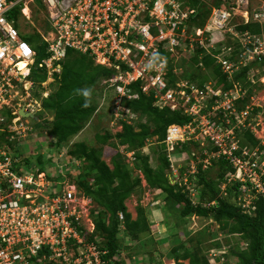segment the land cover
<instances>
[{"label":"built area","instance_id":"1","mask_svg":"<svg viewBox=\"0 0 264 264\" xmlns=\"http://www.w3.org/2000/svg\"><path fill=\"white\" fill-rule=\"evenodd\" d=\"M38 1L39 5L36 0H0V264H104V252L85 239L86 234L93 233L94 224L86 210L90 219L86 221L89 229L86 227L76 201L89 207L90 200L68 177L66 167L70 165H62L65 152L56 157L60 172L49 177L51 167L29 163V155L22 150L29 139L40 137L37 115L50 95L45 85L60 74L68 50L89 56L113 72L111 78L102 81L107 86L111 83V125L121 128L122 122L135 123L137 118L123 102L138 98L131 89L137 83L143 95L152 96L154 107L188 117L187 123L167 127L162 143L168 160L171 162L177 148L188 145L203 169L216 160L227 161L234 169L226 176L227 183L240 185L242 198L236 201L244 213L252 215V201L257 196L264 198V144L258 140L255 146L241 147L239 138L245 129L255 131L251 129L255 107L237 106L246 90L234 81L228 90L212 79L200 86L177 78L182 72L177 64L179 49L187 43L194 46L192 49L204 50L200 56L210 55L212 33L237 37L240 25L264 24V0L207 4L209 14L201 28L190 22L195 18V10L189 5L192 0ZM16 8L19 14L14 18L11 13ZM34 18H38L37 26ZM15 23L33 30L22 32ZM31 37L44 46L48 58L36 62L37 52L25 39ZM243 37L253 46L247 60L264 54L258 36L244 33ZM216 61L230 81L245 65L224 57ZM170 63L176 76L172 84L168 78ZM41 70L47 78L37 83L31 74ZM45 156L57 163L48 153ZM127 157L134 161L133 152ZM180 167L173 170L177 184L196 198V183L188 179V173L194 174L195 163L189 165L183 180L177 172ZM224 254L225 249L210 251L209 264H225Z\"/></svg>","mask_w":264,"mask_h":264},{"label":"trees","instance_id":"2","mask_svg":"<svg viewBox=\"0 0 264 264\" xmlns=\"http://www.w3.org/2000/svg\"><path fill=\"white\" fill-rule=\"evenodd\" d=\"M223 1L217 0L215 5L220 6ZM36 3L39 5L38 0ZM190 4L196 10V17L192 22H195L196 27H202L208 16L207 5L203 0H193ZM18 14V8L11 13L14 18H17ZM15 27L20 29L17 23H15ZM263 29L264 25L259 24L238 27L239 31L252 35H262ZM25 39L37 52V63L49 57L45 54L44 46L38 45L32 37ZM248 47L253 49L251 45ZM201 52L203 50H196L194 56L187 60L181 59L178 62V67L182 68L180 79L195 81L200 86L212 79L216 80V84L224 90L230 89L234 81L246 90L248 96L253 94L252 90L255 89V86L246 81V74L251 68L259 71L264 63V55L247 67H240V70L232 75L230 81L221 72L220 66L215 63L216 59L205 54L199 56ZM233 53L237 56L235 51ZM229 59L226 58V60ZM236 59L235 63L239 62V59ZM94 63L89 56L81 55L73 50L66 52L61 74L54 75L57 79V86L42 103L44 112L52 114V121L44 120L38 127L40 136L47 137L49 135L50 138L44 148H51L50 152L55 149L59 154L65 152V159L73 158L85 164L82 172L77 170L78 167H74L75 171L79 172L76 183L82 190L84 198H90L97 207L91 212L94 231L92 234H86L85 239L87 242L94 243L99 251L104 252L101 257L104 264H123L118 259L119 252L125 245L122 241L123 238L120 237L121 233L128 236L130 241L138 242L142 235L150 232V223L145 211L137 207L136 218L132 219L126 208L125 201L135 195L141 187V179L137 175L134 176L133 171L142 176L148 189L160 191L161 201L169 207L171 216L176 220L183 221L192 217L210 219L218 225L220 232L239 237L241 243L245 244L244 249H240L238 247L240 245L231 248L232 245L223 244L220 240L209 239L208 241V233L204 237L197 236L195 240L189 238L190 240L187 242L172 247L169 253H173L175 260L180 261L179 264H183L184 261H187L188 264H209L206 253L208 255L212 250L221 251V249L227 250V248H231L230 255L235 258V264H264V198L257 196L252 201L255 209L250 215L244 213L236 202L235 198L239 193L238 184H229L227 195L223 196L219 190V184L224 176H227L229 172H234V169L232 166L228 167L222 159L214 163L208 171L202 170L200 166L196 169L195 175L198 178V184H196L195 190L199 203L194 204L188 191L183 192V187H179L176 182L172 184L173 179L169 175L170 164L166 157L165 145L162 142L166 137L168 126L182 125L187 123L189 118L183 116L179 111L172 112L167 108L160 110L154 107L152 96L143 95L137 89L138 83L131 85L132 91L138 93V98L124 101L123 105L132 113H137L140 119L144 118L145 123L141 124L140 121L134 123L139 128V130H135L134 126L122 122L121 132L112 134V136L107 131L104 136H95V141L99 145L107 143L113 137L118 143L119 150L125 147L128 151L135 150L131 168L124 162L119 150L111 158L110 168L99 158L96 149H91L82 142L70 143L71 139L88 125L97 109V104L93 100L91 102L89 95L85 96L84 92L96 82L113 76L110 69ZM167 66L169 83L172 84L176 81V76L172 73L174 65L170 63ZM258 75H264V71ZM46 78L47 73L44 70L33 71L31 74V79L37 83L44 82ZM248 101V97H245L237 106L244 107ZM148 138H156L157 149L153 150L159 164L156 168H152L149 164V157L140 152V149L147 145ZM258 143L259 141L255 140L251 132L245 129L240 146H255ZM112 145L114 146V144ZM176 151L190 153L191 148L187 145L182 149L177 148ZM67 161L70 163L71 160ZM214 168L216 173L214 172L213 176H210V171ZM75 171L72 170L71 173L69 170L68 177L74 179ZM183 171L185 170L183 169ZM232 192L233 196H231ZM231 197H234V202L231 201ZM119 215H121V219ZM170 233L172 243H177L178 234L172 231ZM206 242L207 245L204 247Z\"/></svg>","mask_w":264,"mask_h":264},{"label":"rangeland","instance_id":"3","mask_svg":"<svg viewBox=\"0 0 264 264\" xmlns=\"http://www.w3.org/2000/svg\"><path fill=\"white\" fill-rule=\"evenodd\" d=\"M203 1H205L211 6H214L217 0H203ZM37 22H38V18H34V24L36 26L38 25ZM25 24L26 22L22 21V26H25ZM27 26H28L27 28H20L22 32H25V30L26 32L33 30V28H29V25ZM260 39L264 44V29H263V37ZM27 43L29 42L27 41ZM29 45L32 46L30 43ZM193 47L194 46L191 47L188 43L183 45L179 49V58L180 59L185 58L187 60L188 58H191L192 56H194L196 54L197 49H192ZM61 70H62V64L60 67V74H61ZM261 71H264V63L262 64L259 71L253 70L252 72L248 74L249 81L255 84V89L253 88L252 90L253 100H249L248 103L253 104V107H255L253 111V115H252V121H251V125H252L251 129L255 131L254 132H252L251 130L250 131L254 135V138L256 141L259 140L260 142L264 144V75H261V76L258 75ZM60 74H57V76H59ZM179 76L180 74L177 75V78H179ZM254 76H255V80L254 79L252 80V77ZM256 77L258 79H256ZM50 79L51 80L47 83V85H45V88L48 89L49 94L53 90H55L57 86V79L55 78V76H53ZM103 80L105 79H102L96 82L93 86L87 89L89 93L90 101L92 102L93 100V102L97 104V109H96L94 117H92L88 125L82 130V132L79 134L77 138L73 137L70 143L75 144V143L82 142L86 144V146H88L89 148L96 149V151H98L97 154L99 158L102 161H104L106 164L110 165L111 158H113L115 154L117 153V151L119 150L117 141L114 140L112 137L111 139L108 140L107 143L103 145H99L95 141V136L97 135L104 136V134L107 131H109L112 134L119 133L121 131V128H120V125L116 126L113 124L111 125L110 123V113L112 111L111 109L112 108V103H111L112 94L110 91L111 88L109 87L111 83L109 84V86H107L106 84L104 85L102 83ZM121 109H124V108L122 107ZM134 115L137 118L136 120L137 122L140 121L141 124L145 123L144 118L140 119L137 113H134ZM52 117L53 116L51 113L44 112L42 108V111H40V113L37 115L38 121L36 122L38 123L36 124L37 126L35 125L36 129L39 131L38 125L39 124L41 125L44 120L52 121ZM136 121L134 122L136 123ZM130 125L134 126L135 130H139V128L136 127V124H134L133 122H131ZM241 136L242 135H240V138H239L240 140L242 138ZM0 139H3V138H0ZM49 141H50L49 135L47 137L46 136L44 137L43 135H41L37 139H29L27 142L25 141L26 143H25V146L22 147V150L25 154L29 155L28 156L29 163L38 165L41 168H47L48 166H50L51 169L47 173L49 177H52L54 174H57V172H60L58 168V165L60 163L56 159V157H58L57 154H59L57 150L53 149V151L50 152L51 148L49 149L44 148V145H46L45 143H48ZM147 143L148 145L141 148L140 152L142 155L148 156L149 164L151 165L152 168H156L157 166H159L157 159H156L157 156L153 154V150L157 149L156 138H148ZM112 144H114V146ZM53 148L55 147L53 146ZM120 150L124 152V154H121L122 152L120 154L122 156L123 155L126 156V157L123 156L124 162H126L128 166L131 168V166L133 165L132 164L133 162L127 159L128 158L127 153L133 152L134 154L135 150L128 151L126 150V147L121 148ZM45 153H48V155H51V157L55 158L57 163L53 164L52 160L50 161L46 159ZM191 156H192L191 151H190V154L186 152L185 154H182L181 156H178L175 154L171 155L170 160L172 162L171 163L172 174L174 175L173 170L177 166L178 167L183 166V168L185 167L188 168V166L191 164V160H190ZM67 159L71 160L70 164L74 165L75 168L78 167L77 170L79 172H82V169L84 168V165H85L84 162L76 161L73 158H68V157ZM67 163H68L67 160H62V165L66 166ZM214 163H216V161H214ZM214 163L212 164V167ZM77 170L76 171L74 170L76 175L74 179H72L75 183L77 182V175L79 173ZM215 171H216L215 168L214 170H211L210 176H213L212 174H214ZM132 173L134 176L137 175L138 177H140L141 187L135 195H132L125 201L127 211L130 213L131 218L135 219L137 207H140L145 211L146 217H147L146 210H149L148 216H150V218L147 217V219H149V221L151 220L152 223L149 224L150 232L146 235H142L141 239L138 242L130 241L128 236H126L124 233H121L120 237L123 238L122 241L124 242L125 245L119 252L120 254H119L118 259H120L123 262V264H134V263L138 264L140 262L141 264H179L180 261L177 262L175 260L173 253L169 254L172 247L178 246L182 242H187L188 240H190L189 238H192L195 240L197 236L204 237L206 236V233H208V236H209L208 241L209 239H212L214 241L220 240V242L223 244L232 245L231 248H234L236 245L237 246L240 245L238 246L240 247V249L245 248V244L241 243V240L239 239V237L229 236L223 232H220L218 225L213 223L210 219H201L197 217H192L190 219L178 221L176 220L175 217L171 216L170 214L171 211L164 202L157 201L156 205H152L156 200L155 199L156 196H158L160 192L155 191V190H150L147 187H145V182L142 180V176L135 171H133ZM183 175L184 174L179 175V177L182 178V180H183ZM189 184L190 183H187L186 185L190 187ZM79 190L82 192L81 189ZM231 196H233V192ZM239 196L242 198V194L240 192L238 193V195H236L235 199H238ZM191 199L194 204L199 203V200L197 198H191ZM89 200H90L89 207L84 206L83 203H79L81 202V200L76 201L81 208L84 222L88 220L86 216L87 215L86 210H89V212H92V210L97 208L90 198ZM231 201L234 202V197H231ZM158 207L162 209L161 213L153 211V209H157ZM151 210H152V213H151ZM151 214L158 215V216L152 217ZM89 218L92 219L91 216H89ZM86 227L89 229V224L87 222H86ZM170 231L178 234L179 240L177 241V243H174V244L172 243ZM206 245H207V242L204 243V247H206ZM230 249L228 248L227 250L225 249L226 254H224L223 256L226 260V263L235 264L236 260L234 257L230 255ZM206 256H208L207 253H206ZM139 258H141L142 261L141 260L137 261ZM182 263L188 264L187 261H184Z\"/></svg>","mask_w":264,"mask_h":264},{"label":"clouds","instance_id":"4","mask_svg":"<svg viewBox=\"0 0 264 264\" xmlns=\"http://www.w3.org/2000/svg\"><path fill=\"white\" fill-rule=\"evenodd\" d=\"M193 1V0H192ZM205 2V1H204ZM224 2V1H223ZM222 2V3H223ZM205 4L207 5L208 3H206L205 2ZM189 5H191L190 3H189ZM209 5V4H208ZM214 6H217V5H214ZM220 6H221V4H220ZM194 10H195V8H193ZM207 9H208V6H207ZM208 14H209V11H208ZM191 17L193 16V15H190ZM195 17H196V10H195ZM208 17V16H207ZM195 18H193V19H191L190 20V22L191 23H193L194 25H195V22H192V20H194ZM207 19V18H206ZM206 21V20H205ZM247 25H249V24H247ZM260 25V24H259ZM261 25H264V24H261ZM240 26H245V25H240ZM240 26H238V27H240ZM195 27H196V25H195ZM238 27L236 28V33H237V37L236 36H234V35H230V34H226V35H222V33H220V32H215V33H212L211 34V38H212V45H213V48H211V54H210V56L211 57H213L214 59H216V58H222V57H224L225 59L227 58V59H229V57H231V59H229V62H232V63H234L235 64V59L236 58H238L239 59V61L240 62H242V63H244L245 65L243 66V67H247L248 65H250L252 62H254L255 60H257L260 56H262V55H264V54H261V55H258V56H255L254 57V59H252L251 61H249V60H247V58L250 56V54H249V52L250 53H252V50L248 47L249 45H247V43H246V39H245V37H243V34L244 33H248V32H241V31H239L238 30ZM197 28V27H196ZM199 28V27H198ZM201 28V27H200ZM249 34V33H248ZM250 36H258L259 38H262L263 37V34L262 35H252V34H249ZM227 43H229V44H227ZM253 47V46H252ZM236 52L237 53V56L236 55H234V53L233 52ZM203 52H204V50H203ZM203 52H201V53H203ZM205 54V53H204ZM199 56H200V53H199ZM234 57V58H233ZM189 59V58H188ZM181 60V59H180ZM237 60V59H236ZM217 61H215V63H216ZM217 64V63H216ZM217 65H219V64H217ZM220 66V65H219ZM240 69L238 68V70L237 71H235L233 74H235L236 72H238ZM258 71L257 69H255V68H251L250 70H249V72L246 74V81L247 82H249L252 86H255V84H252L250 81H249V79H248V74L250 73V72H252V71ZM253 79L255 80V76L253 77ZM256 79H258L257 77H256ZM260 81V80H259ZM192 82V81H191ZM194 82V81H193ZM84 95L85 96H87V95H89V93H88V91H85L84 92ZM246 98L248 97V99L249 100H253V97H252V95H250V96H248L247 94H246V96H245ZM244 97V98H245ZM243 99V98H242ZM242 99H240L239 100V102L242 100ZM239 104V103H238ZM249 104V103H248ZM247 105V104H246ZM137 120V119H136ZM135 120V121H136ZM137 122V121H136ZM124 123V122H123ZM121 125H122V123H121ZM167 130V129H166ZM121 132V131H120ZM243 135V134H242ZM241 143V142H240ZM163 144V143H162ZM147 145H148V143H147ZM185 146H187V145H185ZM183 148H184V146H183ZM121 149V148H120ZM120 153H121V150H120ZM186 153V151H181V152H178V151H175V155H178V156H181L182 154H185ZM190 154V153H189ZM166 157H167V155H166ZM168 159V158H167ZM68 160V159H67ZM190 160H191V164H192V162L193 163H195V171H194V174H189L188 173V179L190 180V181H193V183H194V181H195V183L196 184H198V178L196 177V169L200 166L201 167V164L199 163V164H197L196 163V158H195V156H191V158H190ZM223 160V159H222ZM225 163H226V165L228 166V167H230L231 165H229V163L227 162V161H225V160H223ZM168 162H169V164H170V166H169V170H170V172H169V175L171 176V179H173V181H172V184H174L175 182L177 183V179H176V177H175V175H173L172 174V168H171V162L168 160ZM216 162H217V160H216ZM214 163V162H213ZM212 163V164H213ZM69 165H70V168H68L69 170H71V173H72V170L74 171L75 169H74V165H71L70 163H68ZM212 167V165L209 167V168H207V169H203L202 167V170H204V171H208L210 168ZM174 169H176V168H174ZM183 169L185 170V171H183ZM68 170V171H69ZM190 170V168H189V166H188V168H183V166H181L180 168H177V172H178V175H181V174H185L186 172H188ZM234 172H229L228 174H233ZM227 174V175H228ZM189 176H192V177H189ZM231 184H237V183H231ZM178 185V184H177ZM229 184L227 183V179H226V175L224 176V179L221 181V183L219 184V190H220V192H221V194L223 195V196H226L227 195V186H228ZM179 186V185H178ZM238 186H240L239 184H238ZM180 187V186H179ZM160 192V191H159ZM237 202V201H236ZM238 204V203H237Z\"/></svg>","mask_w":264,"mask_h":264},{"label":"crops","instance_id":"5","mask_svg":"<svg viewBox=\"0 0 264 264\" xmlns=\"http://www.w3.org/2000/svg\"><path fill=\"white\" fill-rule=\"evenodd\" d=\"M82 132V131H81ZM80 132V133H81ZM79 133V134H80ZM79 134H77L76 136H74V138H77L78 136H79ZM112 134V133H111ZM116 134V133H115ZM114 135V134H113ZM110 168H111V165H109V164H107ZM145 187H146V185H145ZM157 195V194H156ZM156 200H155V202L152 204V205H156V203H157V201H161V199H160V194H158V196H156V198H155ZM151 205V206H152ZM153 207V206H152ZM154 208H155V206H154ZM158 210H160V211H158ZM153 211L154 212H160L161 213V211H162V209L160 208V207H158L157 209H153ZM146 212H147V217L148 218H150V216H148V214H149V210H146ZM151 213H152V210H151ZM152 215V214H151ZM155 216H158V215H152V217H155ZM156 219V218H155ZM148 221H149V219H148ZM149 223H152L151 222V220L149 221ZM132 259H134V258H132ZM141 260V258H139L137 261H140ZM142 261V260H141ZM135 264V263H134ZM138 264H141V262L140 263H138Z\"/></svg>","mask_w":264,"mask_h":264}]
</instances>
